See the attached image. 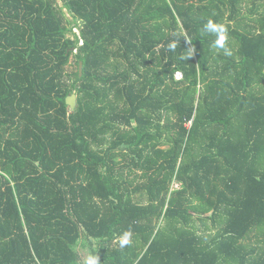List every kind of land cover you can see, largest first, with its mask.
Masks as SVG:
<instances>
[{"label": "trees", "instance_id": "1", "mask_svg": "<svg viewBox=\"0 0 264 264\" xmlns=\"http://www.w3.org/2000/svg\"><path fill=\"white\" fill-rule=\"evenodd\" d=\"M81 247L264 264V0H0V264Z\"/></svg>", "mask_w": 264, "mask_h": 264}, {"label": "clouds", "instance_id": "2", "mask_svg": "<svg viewBox=\"0 0 264 264\" xmlns=\"http://www.w3.org/2000/svg\"><path fill=\"white\" fill-rule=\"evenodd\" d=\"M203 32L205 33H213L216 35L217 39L213 42L212 47L215 48H224L225 53L227 55H231V52L228 48L225 47V41L227 39L225 34V29L222 26H219L215 23H213L211 20H209L203 28ZM176 43H172L169 45L171 49L176 48ZM195 51V48L193 46V52H191L189 55H193ZM179 75V74H177ZM131 236L132 233L130 231H125L118 239V244L120 248H124L125 246L129 245L131 243ZM85 264H99V257L98 252L94 254H90L86 257Z\"/></svg>", "mask_w": 264, "mask_h": 264}, {"label": "rangeland", "instance_id": "3", "mask_svg": "<svg viewBox=\"0 0 264 264\" xmlns=\"http://www.w3.org/2000/svg\"><path fill=\"white\" fill-rule=\"evenodd\" d=\"M61 6V5H60ZM67 17L70 19V20H72L71 19V16H69V15H67ZM74 34H76L77 36H79V30L78 29H74V32H73ZM73 33L71 34V37L73 38L74 36H73ZM80 45H82V41L80 42ZM74 52H76V50H74ZM74 60H72V64H71V66H70V68H69V70H72L75 66H74ZM180 188V185H178V184H176V185H174V188L173 189H179ZM94 249V248H93ZM79 251H80V254L82 255V257H83V264H84V262H85V260H86V257L88 256V255H90V254H93V251H91L90 250V248H86V249H83L82 247L79 249Z\"/></svg>", "mask_w": 264, "mask_h": 264}, {"label": "water", "instance_id": "4", "mask_svg": "<svg viewBox=\"0 0 264 264\" xmlns=\"http://www.w3.org/2000/svg\"><path fill=\"white\" fill-rule=\"evenodd\" d=\"M79 70H80V75H82V72H83V64L82 63H80V69ZM66 104L70 108L71 112L75 111L76 106H77V95L72 94L69 97H67Z\"/></svg>", "mask_w": 264, "mask_h": 264}, {"label": "built area", "instance_id": "5", "mask_svg": "<svg viewBox=\"0 0 264 264\" xmlns=\"http://www.w3.org/2000/svg\"><path fill=\"white\" fill-rule=\"evenodd\" d=\"M179 74V75H177ZM183 77H182V74L181 73H176V76H175V79L176 80H181Z\"/></svg>", "mask_w": 264, "mask_h": 264}]
</instances>
